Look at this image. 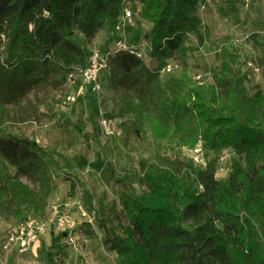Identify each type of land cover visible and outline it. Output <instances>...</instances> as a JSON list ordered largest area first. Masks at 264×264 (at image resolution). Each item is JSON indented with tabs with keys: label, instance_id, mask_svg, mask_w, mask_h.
I'll return each mask as SVG.
<instances>
[{
	"label": "trees",
	"instance_id": "1",
	"mask_svg": "<svg viewBox=\"0 0 264 264\" xmlns=\"http://www.w3.org/2000/svg\"><path fill=\"white\" fill-rule=\"evenodd\" d=\"M125 1L0 0V87L43 83L84 64L87 50L77 32L116 30ZM138 1L139 16L152 23L145 34L151 61L115 54L136 95L134 130L191 148L202 141L214 156L202 168L191 162L180 170L142 159L140 178L121 192V219L113 224L97 216L102 243L116 264H264V88L248 93L232 42L218 55L213 83L196 81L187 66L162 75L173 54L186 55L189 34L202 25L200 0ZM224 148L244 154L247 165L233 160L221 179ZM65 169L75 195L80 178L71 161L29 137L0 134V201L14 204L20 220L39 196L18 175L49 193L50 180ZM138 181L142 193L133 186ZM67 255L61 235L53 234L47 264H64Z\"/></svg>",
	"mask_w": 264,
	"mask_h": 264
},
{
	"label": "rangeland",
	"instance_id": "2",
	"mask_svg": "<svg viewBox=\"0 0 264 264\" xmlns=\"http://www.w3.org/2000/svg\"><path fill=\"white\" fill-rule=\"evenodd\" d=\"M140 8L138 0H126L116 30L105 26L91 35L77 32L87 50L86 61L65 76L56 72L43 83L24 81L11 87L1 84L0 134L29 137L63 162L71 161L80 183L73 195L65 169L64 173H55L46 193L34 179L18 175L39 200L28 204L23 220L13 212L17 208L14 204L0 201V264H47L53 234L61 235V243L67 245L64 264H116V254L102 243L105 230L97 216L111 217L113 224L121 219V192L132 188L131 178H140L142 159L180 170L191 162L204 167L193 162L195 152L206 160L214 156L202 141L191 148L155 140L149 131L138 135L134 130L137 114L131 108L137 102L136 95L115 52L119 44H125L140 51L150 63L145 34L152 23L139 16ZM125 9L131 11L130 17ZM199 14L202 25L189 34L186 55L173 54L162 75L179 74L187 66L196 81L213 83L218 55L226 42H232L237 69L248 93L264 88V0H200ZM94 50H100L108 64L101 71L98 89L85 84L79 71L88 64ZM168 67L170 71H165ZM235 159L247 165L244 154L231 148L222 150L223 170L219 168L218 178L227 176ZM7 169L17 174L15 168ZM133 186L138 193L144 190L139 181ZM26 222H32L36 238H29L23 246L21 234L16 232ZM41 226L43 230H38Z\"/></svg>",
	"mask_w": 264,
	"mask_h": 264
},
{
	"label": "built area",
	"instance_id": "3",
	"mask_svg": "<svg viewBox=\"0 0 264 264\" xmlns=\"http://www.w3.org/2000/svg\"><path fill=\"white\" fill-rule=\"evenodd\" d=\"M125 13L127 17L131 16V11L128 9H125ZM117 52H129L137 57L142 58V55H140V51H136L132 48H128L127 45L125 44H119L118 48L116 49ZM114 54V53H112ZM144 60V59H143ZM108 66L107 64V59L105 58V55L100 51V50H94L88 64L82 68L79 69L82 78L84 79L85 84L90 85L94 87L95 89L100 88V76H101V71L102 69L106 68ZM168 69V70H167ZM165 71H170V67H168ZM74 75V72L70 74V76ZM196 151V150H195ZM193 162L195 164H203L204 166L207 163L206 158L204 157L203 154H200L199 151L195 154L192 155ZM221 161V160H220ZM220 170H223V168L220 166ZM44 226V225H43ZM38 230H43V227H38ZM27 232L28 237L26 239L24 238V234ZM36 230L35 227H33L32 222H26L23 226L20 227L19 231H17V234H21L20 238L22 240V245L26 246L28 244V239L30 240L35 239L36 237L34 235ZM15 233L13 232V237ZM12 237V238H13Z\"/></svg>",
	"mask_w": 264,
	"mask_h": 264
}]
</instances>
